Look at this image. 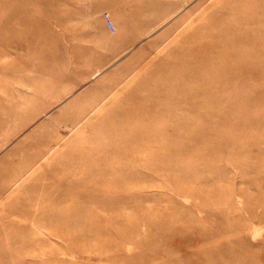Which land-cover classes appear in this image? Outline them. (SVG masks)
I'll return each mask as SVG.
<instances>
[{
	"label": "rangeland",
	"instance_id": "rangeland-1",
	"mask_svg": "<svg viewBox=\"0 0 264 264\" xmlns=\"http://www.w3.org/2000/svg\"><path fill=\"white\" fill-rule=\"evenodd\" d=\"M219 2L83 41L70 0H0V264H264V16L163 67Z\"/></svg>",
	"mask_w": 264,
	"mask_h": 264
},
{
	"label": "bare ground",
	"instance_id": "bare-ground-1",
	"mask_svg": "<svg viewBox=\"0 0 264 264\" xmlns=\"http://www.w3.org/2000/svg\"><path fill=\"white\" fill-rule=\"evenodd\" d=\"M263 16L264 0H220L217 7L208 9L202 18L192 22L189 26L187 25L188 28L183 32L181 31L182 33L179 37H177L178 35L176 36L177 38L175 37L176 39L169 47V64H165L163 67L167 72L177 66L188 67V61L194 55L198 54L199 51L210 52L217 47L218 41H224L226 45L223 49L224 52L232 54L233 47L237 42V35H239L241 29L240 26L250 25L251 27L252 24L257 23V20L261 21ZM32 162L29 161L28 163L33 164ZM18 172L20 174L18 176L19 179L24 174L22 170H18ZM3 192L4 190L0 187V198L3 196ZM10 210L12 214L18 213L12 207ZM7 212L8 208L2 206L0 212V236H4V234L7 236L10 230L7 224L8 220H6ZM0 252L3 253L1 250Z\"/></svg>",
	"mask_w": 264,
	"mask_h": 264
},
{
	"label": "crops",
	"instance_id": "crops-1",
	"mask_svg": "<svg viewBox=\"0 0 264 264\" xmlns=\"http://www.w3.org/2000/svg\"><path fill=\"white\" fill-rule=\"evenodd\" d=\"M111 11L115 32L110 33L100 16L93 21L91 17L94 10ZM119 9L120 12L115 10ZM141 0H70V27L72 32L80 33L83 41H95L99 35H120L121 31L133 36L141 31ZM80 28V29H79ZM120 36L119 53L124 59L130 56L135 50L133 48L134 38ZM132 52V53H131Z\"/></svg>",
	"mask_w": 264,
	"mask_h": 264
},
{
	"label": "built area",
	"instance_id": "built-area-1",
	"mask_svg": "<svg viewBox=\"0 0 264 264\" xmlns=\"http://www.w3.org/2000/svg\"><path fill=\"white\" fill-rule=\"evenodd\" d=\"M102 19H103L107 29L109 30V32L114 33L115 32V26L113 24V21H112L110 14L107 12H104L102 14Z\"/></svg>",
	"mask_w": 264,
	"mask_h": 264
}]
</instances>
